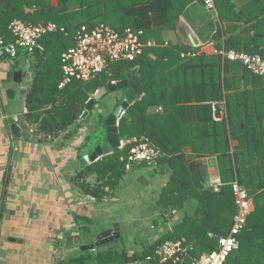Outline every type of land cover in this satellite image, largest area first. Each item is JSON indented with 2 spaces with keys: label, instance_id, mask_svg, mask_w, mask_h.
I'll use <instances>...</instances> for the list:
<instances>
[{
  "label": "trees",
  "instance_id": "trees-1",
  "mask_svg": "<svg viewBox=\"0 0 264 264\" xmlns=\"http://www.w3.org/2000/svg\"><path fill=\"white\" fill-rule=\"evenodd\" d=\"M195 1L204 5L203 0H55V3L0 0V37L5 44L15 40L9 24L16 18L33 23L52 21L65 27L66 32L56 31L41 37L33 52L19 50L18 53V57L23 55L30 64L32 76L26 92V119L36 125L37 134L55 137L82 121L86 103L97 90L125 78L126 72L135 66L142 69L144 95L119 120V132L126 143L85 166L77 177L85 179L96 174V185L84 182L82 186L87 193L102 199L128 173L131 147L138 140H149L164 152L157 164L167 166L170 171L154 206L165 219L174 211L185 210L189 204L192 211H186L179 223L141 249L130 251L125 246L106 245L94 259L98 264H172V261L161 262L156 252L167 240L183 239L184 244L192 245L179 264H191L204 252L216 249L218 237L229 233L237 212L232 189L236 180L248 190L255 208L238 236L239 249L225 264H264V76L253 74L240 62L226 60L220 54L171 43L165 47L147 46L134 60L116 62L88 81L73 79L60 87L62 54L74 45V34L81 26L106 23L120 32L127 27H141L143 41L155 35L161 44L164 41L159 33L168 28L167 23L176 22L183 10ZM215 3L219 20L231 23L226 29L218 24L210 40L220 41L238 24L254 22L245 28L249 37H226L225 45L217 49L244 50L264 58V0H251L241 8L232 0H215ZM149 12H153L154 22L160 24L156 30L143 22ZM158 13H163L166 21L158 23ZM241 66L246 83L249 75L253 77L252 89L239 91L240 85L229 76V72L239 71ZM220 101L224 102L226 113L217 120L214 117L220 116L221 108L213 110V103ZM120 102L117 100L107 114L103 108L98 111L97 130L107 127L106 118ZM159 106L160 110L153 111ZM93 111L95 106L84 121H89ZM234 139L239 140L235 147ZM209 155L218 159L222 182L219 190L207 183L208 172L200 161V157ZM134 243L139 244L135 240ZM88 252L58 264H87L93 259Z\"/></svg>",
  "mask_w": 264,
  "mask_h": 264
},
{
  "label": "crops",
  "instance_id": "crops-1",
  "mask_svg": "<svg viewBox=\"0 0 264 264\" xmlns=\"http://www.w3.org/2000/svg\"><path fill=\"white\" fill-rule=\"evenodd\" d=\"M52 2L55 3V0ZM147 16L148 18L145 17L143 20L144 24L150 23L152 30L158 29L160 24L154 22L153 12H149ZM157 16L158 23L166 21L163 13H158ZM230 23L219 20L217 6L216 11L209 10L205 5L195 1L183 10L176 22L167 23L168 28L158 32L164 43H158L156 36L153 35L149 40L154 44L149 46L165 47L171 43L192 45L200 47L201 51L208 54H214L219 45L220 47L225 45L226 37L233 35L249 37L250 34L245 28L254 22L238 24L220 41L210 40L218 24L226 29ZM139 29L144 31V28ZM150 55L156 57L154 53ZM26 62L23 55L13 59L0 53V251L2 257L13 256L14 264H58L60 261H68L89 251L82 247L96 241L97 233H94L93 225L97 223H104L109 227L119 222L123 230V224L139 221L141 222L139 228L135 227V230L146 232L145 240L154 237L156 239L179 223L186 211H192V206L189 204L185 210L174 211L166 219L161 217L154 203L168 180L170 171L167 166L157 163L145 166L134 164L113 190L109 191L106 188L110 194L102 199L87 193L82 185L84 182L96 185V174H91L85 179L78 178L77 174L85 167L80 166V157L90 154L93 150L92 143L95 141L93 136H90L94 131L93 126L82 120L55 137L37 134L36 125H32L26 119V96L24 107L20 111L6 98L7 95L15 97L16 92L12 83L20 84L13 81L11 73L19 70ZM240 69L229 72V76L236 79L240 85L239 91L252 89V75H249L246 83L242 78L244 67L241 66ZM29 75L31 76V72ZM11 90L13 95L9 92ZM116 102L117 100L110 99L108 107L105 104L99 105L97 111L103 108L104 113L107 114L113 110ZM223 106V101L213 103V110L216 107L221 108L220 119L226 113ZM153 111L158 110L154 108ZM16 117L18 120H15ZM14 122L21 129L20 136H16L11 129V124ZM238 144L239 140H232L234 147ZM187 151L191 153V147H188ZM101 158L102 156L99 157ZM200 161L207 169L208 184L220 178L217 156H203L200 157ZM91 163L93 162H89L88 165ZM155 219H159V223ZM107 244L109 243L101 246L105 247ZM53 255L56 257L54 263L51 262ZM93 260L94 258L87 264L96 263Z\"/></svg>",
  "mask_w": 264,
  "mask_h": 264
},
{
  "label": "built area",
  "instance_id": "built-area-1",
  "mask_svg": "<svg viewBox=\"0 0 264 264\" xmlns=\"http://www.w3.org/2000/svg\"><path fill=\"white\" fill-rule=\"evenodd\" d=\"M203 1L209 10L216 11L215 0ZM9 29L15 40L5 44L0 37V53H6L11 58L18 57L19 50L33 52L39 45L40 38L48 33L66 32L65 27L52 21L33 23L18 18L11 21ZM142 35V29L127 27L120 32L106 23H100L94 27L81 26L74 34V45L62 54L63 81L60 87L73 79L88 81L95 75L109 70L111 64L116 62L134 60L143 53L145 47L154 44L150 40L143 41ZM215 53L220 54L226 60L240 62L255 75L264 76V58L259 54L224 47L215 49ZM182 56H185V53H182ZM161 108L159 106L157 110ZM214 118L220 119L217 115ZM15 120L18 118L16 117ZM163 155V150L151 141L138 140L129 151L127 168L131 169L134 164H155ZM212 184L215 190H219L222 184L221 179H214ZM232 189L237 212L233 217L229 233L218 237L216 249L204 252L191 264H225L229 256L239 249L238 236L254 210V202L248 190L237 180L232 183ZM209 235L214 236L213 233ZM191 249L192 245L184 244L183 239L167 240L158 247L156 252L161 262L172 261V264H179L184 261ZM134 264H144V262Z\"/></svg>",
  "mask_w": 264,
  "mask_h": 264
},
{
  "label": "water",
  "instance_id": "water-1",
  "mask_svg": "<svg viewBox=\"0 0 264 264\" xmlns=\"http://www.w3.org/2000/svg\"><path fill=\"white\" fill-rule=\"evenodd\" d=\"M239 7L250 2L251 0H232ZM194 41V39H193ZM29 62H26L19 70L13 71L11 73L13 81L16 83H21L25 74L29 69ZM142 69L139 66H135L126 72V77L114 82L108 83L106 86L97 90L92 97L87 101L86 108L81 115V119L85 120L95 104L100 101L104 96L110 94V99L120 100V104L114 109V111L106 118L105 124L106 128L100 131V141H95L92 143V152L80 157V166L83 168L88 165L89 162H94L99 159V157L108 155L114 150L123 147L122 138L119 132V120L127 110V108L134 103L137 99H140L145 92V86L141 77ZM13 95V90L9 91ZM105 108V107H104ZM11 129L13 133L20 136V127L14 122L11 124ZM102 133V134H101ZM105 135L102 137V135ZM122 229L119 222L113 223L112 227L103 229L96 236V241L94 243L83 245V249H95L97 246L105 244L121 237ZM2 259V252L0 251V260ZM146 262H149L146 260Z\"/></svg>",
  "mask_w": 264,
  "mask_h": 264
},
{
  "label": "rangeland",
  "instance_id": "rangeland-1",
  "mask_svg": "<svg viewBox=\"0 0 264 264\" xmlns=\"http://www.w3.org/2000/svg\"><path fill=\"white\" fill-rule=\"evenodd\" d=\"M30 73V72H29ZM29 73L27 72L26 75L24 76L22 82L18 85L12 83V86H14V90L16 92L15 94V97H9L8 95L6 96L7 100L11 101V103H13L14 107L16 109H18L19 111L23 109L24 107V101H25V96H26V92H27V89H28V86L31 82V76L29 75ZM110 94H107L103 99H101L99 101V105H106L108 107V102L110 100ZM99 105H95V111L92 112L91 114V117L89 119L88 124H92L91 126H93V130L95 132H93V139L94 141H100V131L97 130V127H98V111H96L98 109V106ZM105 106V107H106ZM106 107V108H107ZM97 126V127H96ZM102 134V133H101ZM105 136L104 134L102 135V137ZM126 143V141L124 140L123 144L124 145ZM147 214V213H146ZM146 214H144V216H146ZM147 218V217H146ZM150 218V217H149ZM149 218L147 219V221L149 220ZM143 220V219H142ZM157 220V223H159V219H155ZM141 222H134V223H131V224H123V230H122V235L121 237H118L116 238L115 240L113 241H110V242H106V243H109L108 246H118V247H122V246H125V248H130V251H133L134 249H141L142 247H144L147 242H150V241H153L155 240L154 238H149L147 240H145V236H147V233L145 235V233H142L141 232H138L135 230V227L139 228V224ZM107 225H105L104 223H97L95 225H93V229H94V233H99L101 230H103L104 228H106ZM92 229V231H93ZM134 240L139 242L138 243H134ZM105 243V244H106ZM103 245V244H102ZM103 247L100 245V246H97L95 249H91L89 250V256L91 258H94L96 259V256L98 254V251L99 249H102ZM98 249V250H97ZM50 258V257H49ZM52 259V263H54L56 261V257L55 255H53V257L51 258ZM92 262V260H90ZM94 261V260H93ZM90 262V263H91ZM96 262V261H94ZM15 261H14V257L12 256L11 258H5V257H2V259L0 260V264H14ZM94 264H98L97 262L94 263Z\"/></svg>",
  "mask_w": 264,
  "mask_h": 264
},
{
  "label": "flooded vegetation",
  "instance_id": "flooded-vegetation-1",
  "mask_svg": "<svg viewBox=\"0 0 264 264\" xmlns=\"http://www.w3.org/2000/svg\"><path fill=\"white\" fill-rule=\"evenodd\" d=\"M113 225H110L109 227H112ZM109 227H106V228H109ZM106 228H104V229H106ZM102 231V230H101Z\"/></svg>",
  "mask_w": 264,
  "mask_h": 264
}]
</instances>
